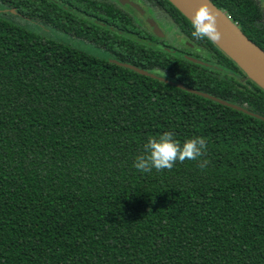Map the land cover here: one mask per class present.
Returning <instances> with one entry per match:
<instances>
[{
    "label": "trees",
    "instance_id": "1",
    "mask_svg": "<svg viewBox=\"0 0 264 264\" xmlns=\"http://www.w3.org/2000/svg\"><path fill=\"white\" fill-rule=\"evenodd\" d=\"M134 1L189 47L118 0H0V264H264V90L169 0ZM208 1L264 52V0ZM169 131L207 168L137 170Z\"/></svg>",
    "mask_w": 264,
    "mask_h": 264
},
{
    "label": "clouds",
    "instance_id": "2",
    "mask_svg": "<svg viewBox=\"0 0 264 264\" xmlns=\"http://www.w3.org/2000/svg\"><path fill=\"white\" fill-rule=\"evenodd\" d=\"M192 37L196 40L208 38L219 39L217 17L210 7L204 3L194 14L192 21ZM144 153L136 158L135 168L144 173L172 170L177 161L183 163L187 160H200L198 167L207 168L210 161L201 159L207 153V141L204 137H194L181 144L174 138L171 131L164 133L159 138H149L144 145Z\"/></svg>",
    "mask_w": 264,
    "mask_h": 264
},
{
    "label": "water",
    "instance_id": "3",
    "mask_svg": "<svg viewBox=\"0 0 264 264\" xmlns=\"http://www.w3.org/2000/svg\"><path fill=\"white\" fill-rule=\"evenodd\" d=\"M169 1L191 22L193 21L194 14L203 6L204 3H206L210 7V9L213 11L214 15L217 17L219 35H224L227 39H230L232 41L233 45L235 46L238 45L237 47L240 50L241 58H243L244 60H250L254 64L257 63L258 65H260V67H262V70L264 71V52L261 49H259L254 43H252L240 31L237 25L229 19V17L224 12L217 9L208 0H179V1L169 0ZM193 1L195 2V4H193ZM118 2L120 5H129L140 15L144 14V9H142L139 4H137L136 2L132 0H118ZM146 22L152 28V32L157 37H160V38L163 37V34L154 19L147 18ZM211 41L224 54H226L229 58H231L243 70V72L247 75L248 78H250L253 82H255L258 86H260L264 90V86H262L257 81H255L252 77L249 76V74L244 70V68L241 66L239 61L235 58V56L230 51L220 46L216 40H211ZM120 65L128 67L129 69H132L138 72L139 74L154 77V75L149 74L143 70L137 69L133 66H129L126 64H120ZM201 95L209 97L208 95H205V94H201ZM209 98H212V97H209ZM219 102L224 104L223 101H219Z\"/></svg>",
    "mask_w": 264,
    "mask_h": 264
},
{
    "label": "rangeland",
    "instance_id": "4",
    "mask_svg": "<svg viewBox=\"0 0 264 264\" xmlns=\"http://www.w3.org/2000/svg\"><path fill=\"white\" fill-rule=\"evenodd\" d=\"M261 6L264 10V2L261 3ZM124 8L126 10H128L129 12H131L134 17L141 22L142 17L146 16V18L144 19V21L146 22L147 18H154L153 13L147 11L145 12L143 15H140L138 12L137 13H133L126 5H124ZM147 23V22H146ZM156 23L159 27V29L161 30L163 37L166 38L167 42L169 44H172L174 46H177L178 48H188L189 43L187 42V39L183 36V34L176 28V26L172 23L171 20L165 19V18H157L156 19ZM25 25H27L30 29H34L35 31H39V29H37L36 25L33 24H28L25 23ZM41 30V29H40ZM46 32V31H45ZM59 37V36H57ZM63 37V36H62ZM61 37L62 40H65L66 36H64L63 38ZM66 40H68L70 42L71 45H73L75 48L80 49L82 51L91 53L93 55H97L100 57H105V54L103 52H100L99 50H97L96 48L90 47L89 45L82 43V42H75L72 41L69 38H66Z\"/></svg>",
    "mask_w": 264,
    "mask_h": 264
},
{
    "label": "bare ground",
    "instance_id": "5",
    "mask_svg": "<svg viewBox=\"0 0 264 264\" xmlns=\"http://www.w3.org/2000/svg\"><path fill=\"white\" fill-rule=\"evenodd\" d=\"M193 4H195L194 1ZM216 41L220 46L224 47L235 56V58L239 61L241 66L249 74L250 77L264 86V71L262 70V67H260V65H258L257 63L254 64L250 60H244L243 58H241L240 50L237 47L238 45H233L232 41L230 39H227L224 35H219V39Z\"/></svg>",
    "mask_w": 264,
    "mask_h": 264
},
{
    "label": "flooded vegetation",
    "instance_id": "6",
    "mask_svg": "<svg viewBox=\"0 0 264 264\" xmlns=\"http://www.w3.org/2000/svg\"><path fill=\"white\" fill-rule=\"evenodd\" d=\"M132 1H134V0H132ZM135 2V1H134ZM138 4V3H137ZM142 8V7H141ZM143 9V8H142ZM145 12H147V10L146 9H144V13ZM145 18H146V16H144ZM144 17H142L143 19H145ZM153 19V18H152ZM152 29V28H151Z\"/></svg>",
    "mask_w": 264,
    "mask_h": 264
}]
</instances>
